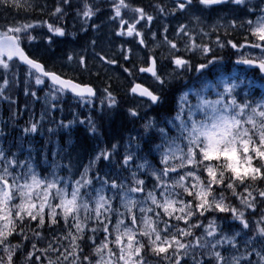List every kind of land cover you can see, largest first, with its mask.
I'll return each instance as SVG.
<instances>
[{"label":"snow or ice","instance_id":"6c2138e0","mask_svg":"<svg viewBox=\"0 0 264 264\" xmlns=\"http://www.w3.org/2000/svg\"><path fill=\"white\" fill-rule=\"evenodd\" d=\"M251 3L173 0L170 9L155 5L160 14L191 13L190 23H179L174 32L177 39L172 40L167 26L163 28V44L174 70H167L163 57L147 53L141 61L144 66L134 67L140 73H150L153 85L135 83L130 93L158 110L165 107L169 94L179 91L175 115L141 116L137 108H129V116L143 120L142 131L130 133L123 145L114 143L95 152L86 166L81 165L83 171H77L78 178L66 179L55 170L43 175L31 147L23 156V145L19 151L0 145V264H151L153 260L156 264H264V8L257 12ZM229 4L246 9L245 16L254 19L239 20V27L248 33L244 43L222 42L216 36L217 49L228 46L239 53L231 65L233 71L226 73L229 65L224 57L211 43L201 39L198 44L196 39L197 35L210 36L216 27L205 32L192 25L202 24L197 5L202 12ZM71 6L72 0H60L51 15L59 19ZM46 7L35 0H0V8L23 15L11 22L5 16L6 22L0 24V98L15 103L6 93L13 84L23 83L24 94L33 98L38 97L32 88L49 86L45 99L52 111L65 94H74L84 102L95 100L94 86L50 70L38 53L27 50L35 46L37 36L32 32L39 26H46L54 36L66 35L62 26L29 19L38 8L43 12ZM99 11L98 5L83 0L77 15L88 24ZM109 19L118 23L116 35L135 37L139 45L147 47L141 28L150 29L155 17L144 7L132 0H111ZM91 26L93 30L100 27ZM228 26L237 28V19L230 20ZM82 30L87 28L82 26ZM150 35L155 42L156 33ZM224 35L227 37V31ZM46 42L50 46L53 36H47ZM91 44L94 47L96 41ZM251 50H259V55L253 56ZM121 51L122 59L130 62L131 49L123 54L121 46ZM96 56L108 66L119 63L114 57ZM87 59L83 51L66 56L68 64H75L73 71H87ZM21 66L26 69L23 81L13 71ZM123 71L132 75L131 68ZM189 71L198 75L191 84L177 87V77ZM257 81L260 91L255 89ZM110 88L108 84L102 90V112L105 107L109 112L118 107ZM167 110L172 111L170 107ZM71 123L60 121L63 127ZM89 123L90 131L96 133L91 118ZM37 130L36 122L23 129L26 135ZM141 141L154 145L148 147V155H158V167L141 154ZM43 159L47 164L46 153ZM101 163L108 168L119 163L129 177H115L108 171L101 175ZM142 175L150 176V188ZM220 213L230 219L218 221ZM225 223L230 230L225 229ZM57 226H62L59 233ZM46 231L53 233L51 238ZM98 233L102 238L98 239Z\"/></svg>","mask_w":264,"mask_h":264},{"label":"trees","instance_id":"16d2710c","mask_svg":"<svg viewBox=\"0 0 264 264\" xmlns=\"http://www.w3.org/2000/svg\"><path fill=\"white\" fill-rule=\"evenodd\" d=\"M37 4H46L47 7L41 12V10L38 8L30 17L31 20L36 21H47L49 23H54L55 25H64L66 26L68 23L66 22L67 15L71 13H76L77 9H82L83 0H72V6L67 7L65 10V15L62 17V19H54L51 15L52 10L54 7L60 2V0H53V3H51V0H35ZM7 16L8 20L7 22H11L15 19H22L23 15L17 16L16 12L12 9H9L5 11L3 8H0V24L5 23L6 21L3 19V17ZM71 24V23H70ZM45 26H39L34 30V35L40 31V35H43L45 32ZM47 36V35H46ZM54 44L52 43L50 46H48L47 49H51ZM65 47L60 48L63 52H61V56L66 57L65 55ZM60 50H56V52L59 53ZM233 52L227 53L226 55H223L224 57V63L225 65H229L225 69L226 73H229L231 69V65H234L231 60L234 58L232 55ZM230 55L231 60H228V56ZM44 60V58L42 57ZM56 71V70H55ZM195 77L191 76L189 78V81H193ZM49 87V86H48ZM118 88H120V85H117ZM44 88V85L39 86L38 88H32L31 90H34L37 92L38 98H33L30 95H27V99L32 102V104H28L24 111L25 113H30L31 109L36 113L34 114V117L37 120H40V130L39 132L34 133L35 135L27 136L24 134L21 129L19 128L16 130L17 138H12L10 147L15 150L19 151L20 146L23 145V148H29V143H31L30 147L33 149V155L36 156L37 160L39 161L40 169L41 167L47 168L51 170L50 168H56V169H62L63 172L72 178H78L76 176L77 171H83V168L81 165H87L93 154L98 150V147L108 148L111 144L117 143L120 144L123 142V139L127 134H130L133 129H136L138 126V123L133 122L132 120H129L126 117V114L128 113L129 109V98L126 96L128 91H124L122 88V91H124L123 94H115L117 98L120 99V105L117 110L118 112H109L108 109L105 107L103 112L101 110V107L98 105V103L92 104V106H88V109L80 104H84L82 102H78L77 104H67V101H64L57 105L56 110L52 112L49 108L50 101L48 103V106L46 107V104L42 101L43 99V92L42 89ZM21 86L15 85L13 89L11 90V95H19L22 90ZM50 89V87H49ZM50 91V90H49ZM178 92V91H175ZM169 94V98L166 102V105L164 107L163 114L167 116H171L175 112L176 105L178 103V95L176 93ZM21 96V94H20ZM178 98V99H177ZM46 107V108H45ZM171 108L172 111L169 112L167 109ZM21 109V106H20ZM49 110V112H52V114L47 115L43 113L46 110ZM109 113L111 114L109 116ZM75 115V116H74ZM103 115V119H101V116ZM41 116H43V119L41 120ZM125 116V118H123ZM89 118H91V121L95 124L97 128L96 133H92L90 131V123ZM60 121H63L64 125H69V122L71 121V125L68 127H63L60 125ZM80 121H84V123H81ZM21 123L29 126L28 118L26 117L21 121ZM74 125L73 127H71ZM47 127L48 129H52V132L47 131L44 135L42 133L43 128ZM139 132L141 130L139 129ZM32 136V138H31ZM56 140H53L56 138ZM57 145H55V141H57ZM123 145V144H122ZM57 148V150L55 149ZM56 151V152H53ZM119 151L123 152V147L119 149ZM148 151V148H147ZM47 154L48 156V163H44V154ZM153 154V153H152ZM149 155L150 157L152 156ZM116 161L120 160V156L115 157ZM57 165H60V167H57ZM69 165L71 166V171H69ZM63 166L66 168L64 169ZM100 174L103 175L105 171H108L111 173L112 176L115 177H121L123 175V170L120 168L119 163H115L112 167L108 168L105 166V164L101 163L99 165ZM95 171V169H93ZM226 196H228L229 202H233L230 194L226 193ZM222 217H220V220L227 221L230 219V217L227 216V214H221ZM251 219V217H250ZM219 220V221H220ZM234 227V226H232ZM225 229L230 230V226L225 223ZM62 230V226L56 227V232L59 233ZM45 235L49 238L52 237L53 233L45 232ZM102 238V234L98 233V239ZM87 251V249H85ZM151 264H156V262L153 260Z\"/></svg>","mask_w":264,"mask_h":264},{"label":"rangeland","instance_id":"374dc122","mask_svg":"<svg viewBox=\"0 0 264 264\" xmlns=\"http://www.w3.org/2000/svg\"><path fill=\"white\" fill-rule=\"evenodd\" d=\"M137 1L139 3H145L147 6H155V5L159 4V2H160V0H137ZM162 6L166 7L167 9H170L171 7H173V0H170L166 3H164ZM225 6L226 5L221 7L222 9L220 11H221L222 15L231 12L230 18L231 19H237V16L235 14V12H237V13L244 15L243 19H249V18L254 19V17H252L250 15L245 16L244 12L246 11V9L241 10V9L236 8L235 6H233L231 4H229L227 7H225ZM251 6L255 7L257 12H259V10L261 8H264V3H262V0H252ZM150 13H152V12H150ZM196 14H197V12H196ZM179 15H180V13H176V15L173 16V15L167 14V12L165 14L160 15V18H161L160 26L162 28V31H163L164 26H167L168 38L170 40L177 39L174 35L175 28L177 27V25L179 23H185V20L183 19V17H180ZM187 15L189 16V18H191V13H188ZM187 15L185 17L186 19H187ZM197 15H199L201 17V14H197ZM157 16H154V17L156 18ZM73 24L74 23H71V25H73ZM108 25H109V21L107 22V26ZM219 25H220L219 20H217L215 23H210L209 27L210 28L216 27V30L218 31ZM227 25H229V22H227ZM192 27H201V26L194 25ZM111 29H112V26H110L109 31H111ZM204 31L207 32L206 29H204ZM81 32H84V30L69 28L66 31V35L64 37H60V38H63V39L69 38L72 41H74L77 38V36L79 35V33H81ZM110 35L111 36L114 35V32H111ZM47 36H49V35H47ZM198 36L199 35L196 36V39ZM219 36H220V38H222L225 35H219ZM227 37L231 38L229 35H227ZM108 39H109V37L107 36V40ZM208 39L210 41H212V39L210 37H208ZM112 40L108 41V47L109 48H113V46H112L113 41ZM54 41L56 43V39H54ZM157 41L158 42H156V45L151 47V51H153L158 57H163V62L167 66V70L171 71L169 65L165 62V60H168L169 50H167L166 49L167 47L163 44V39H160V40L157 39ZM119 42L123 43V41H119ZM214 42L215 41H212L213 46H214L213 49L215 50V43ZM238 42H240V41H238ZM102 43L103 42L100 41L98 44H102ZM240 43H244V42H240ZM33 44L35 46L30 48L31 51L38 53L41 56V58L43 57L45 63L50 67L51 70L53 69V70H56L57 72H64L70 76H75L76 78H81L80 76H83L82 73H85L88 77L93 76L96 79V86L99 88H102V89L108 84H110V85L114 84V85H120L121 86L120 89H122L124 87L125 91H128L132 85V83L129 80L128 74L126 72H123L122 69L120 68L121 66L119 67V65L118 66L113 65V67H109L108 70L107 69L105 70L106 72L101 71V69L98 67L101 65L97 61L98 57L96 56V53L105 55L104 54L105 50L103 48L98 49L95 53L91 52L90 49L83 50L84 44H78L76 46H72V47H70V49L66 48L64 51L66 56L68 54L78 55L83 51L86 54V56L88 57L87 66L89 67V64H92V66L87 71H73L75 64L73 63L70 65L66 62V57H63L60 55L61 52H63L62 50H60L59 53L53 49H51V51H50V49H47L50 52L45 51L44 48H46V41L42 40V35L37 37V41H34ZM119 46H116V50L119 47L120 52H122L121 46H123V54H125L126 46L123 44L119 45ZM163 50H164V53H163ZM161 53H163V54H161ZM146 54H147L146 53V47L139 45V43H137V46L134 47V50H131L130 59H135L137 61V65L133 64L132 66L130 65V67H129L132 69V72L136 73V71H137L136 67L143 65L141 61H142V58ZM247 54H248V52L246 51L245 55H247ZM251 54L253 56H258L259 50H251ZM134 65L136 67H134ZM193 72H195V71H193ZM255 89H256V91L261 90L260 87H258L257 85H255ZM111 92L113 93V91H111ZM141 106H142V104H140V103H134V105L129 103V108L135 107L138 110L139 108H141ZM119 110H116V112H118ZM123 118H125V116ZM144 178H147V176ZM220 214H224V213H220Z\"/></svg>","mask_w":264,"mask_h":264},{"label":"bare ground","instance_id":"6f19581e","mask_svg":"<svg viewBox=\"0 0 264 264\" xmlns=\"http://www.w3.org/2000/svg\"><path fill=\"white\" fill-rule=\"evenodd\" d=\"M230 60H231V57H230V55H229L227 61H230ZM50 70H51V69H50ZM52 70H53V69H52ZM53 71H55V70H53ZM56 72H57V71H56ZM129 89H130V88H129ZM109 90L113 91L115 94H119V93L123 94L124 91H125L124 87H123V90H124V91H122V89L118 88L117 85H114V84L111 85V88H110Z\"/></svg>","mask_w":264,"mask_h":264}]
</instances>
